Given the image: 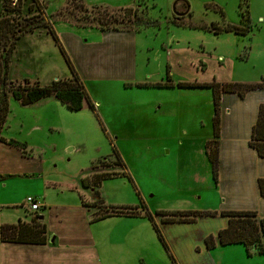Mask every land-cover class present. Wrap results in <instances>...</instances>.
I'll return each instance as SVG.
<instances>
[{"label":"rangeland","instance_id":"rangeland-1","mask_svg":"<svg viewBox=\"0 0 264 264\" xmlns=\"http://www.w3.org/2000/svg\"><path fill=\"white\" fill-rule=\"evenodd\" d=\"M38 1L43 11L29 10L32 0H22L19 11H9L0 0V18L7 16L23 26L37 15V19L49 20L57 36L61 22L80 26L72 20L82 14L78 0ZM183 1L96 0L93 4L106 7L112 15L122 14L126 8L135 11L139 83L98 80L88 72L83 80L60 41L94 109L84 101L80 110L71 111L53 97L22 105L9 95L0 130L4 139L0 140L1 224L30 220L34 212L24 201L31 196L44 202V211L40 205L37 213L42 212L53 236L70 235L67 232L74 224L82 228L81 216L87 215L89 232L108 236L105 250L118 252L128 247L117 230L128 235L138 224L142 230L153 227L145 209L155 217L157 211L202 213L218 207L212 199V183L203 182L201 165L198 180L196 171L184 169L179 161L182 152L194 155L191 164L197 162L196 153L201 154L199 139L209 135L212 127V90L179 87L176 82L263 80L264 0H186L185 13ZM121 3L132 6L109 9ZM175 8H181L183 14H174ZM226 24L239 32L224 31ZM111 25L124 27L122 21ZM215 27L220 31L213 32ZM91 28L98 29L85 30ZM74 60L78 63L76 57ZM166 66L175 84L157 86L167 80ZM8 77L13 87L36 80L45 85L54 79H72V72L59 46L40 27L15 41ZM184 128L188 132L182 137ZM10 139L24 149L7 143ZM78 202L84 215L75 207ZM121 206H135L136 214L90 222ZM127 210L133 208L122 209ZM232 245L222 252H245L243 245ZM98 247L101 251L100 244ZM226 257L230 264L235 263L230 253Z\"/></svg>","mask_w":264,"mask_h":264},{"label":"crops","instance_id":"crops-1","mask_svg":"<svg viewBox=\"0 0 264 264\" xmlns=\"http://www.w3.org/2000/svg\"><path fill=\"white\" fill-rule=\"evenodd\" d=\"M82 1L89 7L94 6L96 2V0ZM121 6L132 5L121 3L109 9ZM59 26L62 27V31L60 33L56 28L58 37L83 80L85 75L88 76L86 74L88 72L91 78L98 80L111 78L117 81H128L129 84L141 82L135 68V65L137 66V31H101L96 28L85 30L90 27H77L65 22L59 23ZM70 48L73 49L72 54ZM75 57L78 63L74 60ZM259 81L262 80L246 82ZM260 103H264V87L249 90L244 96H240L237 92L221 93L216 183L213 181L211 164L205 150V143L210 140L207 138H212L213 135L212 127L209 135L199 139L198 151L201 154L196 153L198 157L196 163H190L191 156H194L192 153L190 155L187 152L181 153L179 161L184 169L196 171L194 177L198 180L201 173L203 182L207 185L212 183V199L218 207L210 209L216 211V215H197L191 222H165L161 219L163 216L155 214L153 219L176 264H230L229 258L226 257L227 253H230L235 260L234 264H264V256H262L264 253H253L252 256H247L245 252H222L225 247H230L228 245L217 244L211 249L205 245L206 236L216 237L217 232L228 224V218L220 215V211L254 210L259 218H264V197L260 194L258 186V179L264 178V158L249 145ZM187 132L188 130L184 128L182 137ZM200 165L202 171L199 173ZM39 203L45 206L43 201ZM77 204L79 206L75 207H78V212L84 215L82 205L79 202ZM43 217L44 215H42V221ZM81 218L84 222L82 228H76L78 224H74L71 227L72 230L67 232L70 235H58L60 234L58 233L53 236L55 232H50L44 222L46 241L43 244L0 241V264H115V262L117 264H172L153 227L144 226L142 230L139 228L141 224H138V227H131L132 233L128 235L127 232L122 233L117 230V235L121 236L122 243L127 244L128 250L108 252L104 247L110 241L108 236L105 234L94 236L87 229L89 221L87 215ZM21 220L29 221L26 218ZM139 229L141 231H138ZM262 241L264 246V236Z\"/></svg>","mask_w":264,"mask_h":264},{"label":"trees","instance_id":"trees-1","mask_svg":"<svg viewBox=\"0 0 264 264\" xmlns=\"http://www.w3.org/2000/svg\"><path fill=\"white\" fill-rule=\"evenodd\" d=\"M40 1L32 0V3L28 6L29 10L40 8ZM12 0H3L4 6L9 11H19L22 5V0H16L13 6H10ZM184 7L183 12L188 9L189 4L186 0L183 1ZM78 6L82 12L81 15L73 18L72 20L80 26H96L99 30H133L135 11L131 8H126L122 14L112 15L106 7L100 6H88L82 1L78 0ZM176 10V9H175ZM70 13H72L70 11ZM60 15V12H58ZM63 16V14H62ZM37 15L31 16L26 24L23 26L21 22L11 21L9 17L0 18V130L6 120L8 113V97L12 95L14 99L19 101L22 105L34 103L38 100L53 97L62 103L66 108L71 111H78L82 108L83 102L87 101L91 109H94L93 103L88 99L84 84L77 72L74 70L68 56L66 55L61 42L56 35L55 29L49 20L37 19ZM97 20V22H93ZM113 21H122L124 27H116L111 25ZM95 23V24H93ZM214 25V24H211ZM21 26V28H18ZM44 27L46 33H48L56 45L59 46L63 53L66 63L68 64L71 72L72 79H54L50 83L42 85L37 80L33 84L25 86L13 87L12 82L9 80V61L12 50L15 45V41L27 32H31L34 29ZM213 32L217 33L220 31L219 27L213 28ZM224 31H235L239 32L236 26L226 24L223 28ZM241 33H243L241 31ZM7 47V49H6ZM3 49V52L1 51ZM5 50V51H4ZM166 82L157 83V86L172 87L175 83L169 75V68L166 66ZM142 86V84H139ZM176 85L179 87L196 88L205 87L211 88L213 96V118H212V138L207 140L205 143V150L207 158L211 164V172L214 183L217 182L218 176V138L220 133V97L222 92H237L240 96H244L247 91L252 89H258L264 87V79L255 83H241V82H217L215 80L210 82H181L177 81ZM1 141H4L0 137ZM7 143L15 145L21 149H24V145L10 139ZM249 145L253 147L260 157L264 158V103H260L258 107V116L255 124L252 127ZM115 154L118 156L116 149ZM120 160V159H119ZM84 184L86 182L83 181ZM88 185V184H86ZM258 186L260 194L264 197V178L258 179ZM133 208L131 212L128 210L123 212L122 209ZM135 206H121L120 210H112L113 212H106L105 214L95 217L92 220H100L110 216L120 215H135ZM45 209V206L41 207V211ZM144 209V208H143ZM40 210V208H39ZM34 212L33 216L28 222L19 219L16 223H3L0 225V241L8 243H33L43 244L46 241V227L42 221V212ZM220 215L228 218V224L226 227L220 229L216 237L214 235H208L205 238V245L208 249L214 248L217 244L230 245V244H242L245 248L247 256H251L253 253L262 254L264 253V246L262 238L264 236V218H259L256 211L254 210H223L219 212ZM156 215L163 216L165 222H191L197 215H211L217 214L216 211H204L198 212H187V211H157ZM145 216L152 223V226L163 244L168 257L172 264H176L173 256L169 252L168 246L166 245L164 238L156 225L153 216L150 212L145 209Z\"/></svg>","mask_w":264,"mask_h":264},{"label":"built area","instance_id":"built-area-1","mask_svg":"<svg viewBox=\"0 0 264 264\" xmlns=\"http://www.w3.org/2000/svg\"><path fill=\"white\" fill-rule=\"evenodd\" d=\"M24 204L27 206V208L30 211H37L40 208V203L39 201L31 196L26 197Z\"/></svg>","mask_w":264,"mask_h":264},{"label":"water","instance_id":"water-1","mask_svg":"<svg viewBox=\"0 0 264 264\" xmlns=\"http://www.w3.org/2000/svg\"><path fill=\"white\" fill-rule=\"evenodd\" d=\"M183 13H185V12H183ZM183 13H179V12H177V11L174 9V14H176V15H181V14H183Z\"/></svg>","mask_w":264,"mask_h":264},{"label":"flooded vegetation","instance_id":"flooded-vegetation-1","mask_svg":"<svg viewBox=\"0 0 264 264\" xmlns=\"http://www.w3.org/2000/svg\"><path fill=\"white\" fill-rule=\"evenodd\" d=\"M177 12L182 11L181 8H175Z\"/></svg>","mask_w":264,"mask_h":264}]
</instances>
